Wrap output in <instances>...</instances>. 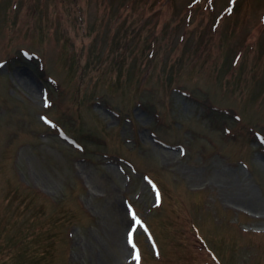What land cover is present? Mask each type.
Returning a JSON list of instances; mask_svg holds the SVG:
<instances>
[{"label": "rangeland", "instance_id": "rangeland-1", "mask_svg": "<svg viewBox=\"0 0 264 264\" xmlns=\"http://www.w3.org/2000/svg\"><path fill=\"white\" fill-rule=\"evenodd\" d=\"M136 216L141 264H264V0H0V264H138Z\"/></svg>", "mask_w": 264, "mask_h": 264}, {"label": "snow or ice", "instance_id": "snow-or-ice-1", "mask_svg": "<svg viewBox=\"0 0 264 264\" xmlns=\"http://www.w3.org/2000/svg\"><path fill=\"white\" fill-rule=\"evenodd\" d=\"M159 201V194H157V202ZM131 215H135L134 213H130ZM138 222V221H137ZM129 243L131 244L132 243V233L130 232L129 233ZM136 259H139L138 256L135 257Z\"/></svg>", "mask_w": 264, "mask_h": 264}]
</instances>
